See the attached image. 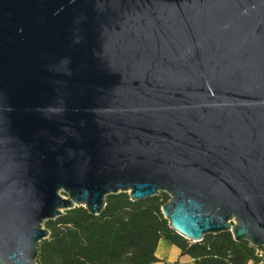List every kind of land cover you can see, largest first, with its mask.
Wrapping results in <instances>:
<instances>
[{"label":"water","instance_id":"1","mask_svg":"<svg viewBox=\"0 0 264 264\" xmlns=\"http://www.w3.org/2000/svg\"><path fill=\"white\" fill-rule=\"evenodd\" d=\"M121 193L264 249V0H0V264Z\"/></svg>","mask_w":264,"mask_h":264},{"label":"trees","instance_id":"2","mask_svg":"<svg viewBox=\"0 0 264 264\" xmlns=\"http://www.w3.org/2000/svg\"><path fill=\"white\" fill-rule=\"evenodd\" d=\"M166 193L131 201L121 193L106 198L98 217L75 208L44 226L50 237L39 245L38 264H155L160 240L188 255L194 264H259L256 248L238 243L230 232L205 236L192 243L169 227L162 207Z\"/></svg>","mask_w":264,"mask_h":264},{"label":"crops","instance_id":"3","mask_svg":"<svg viewBox=\"0 0 264 264\" xmlns=\"http://www.w3.org/2000/svg\"><path fill=\"white\" fill-rule=\"evenodd\" d=\"M156 258L159 262L155 264H194L191 257L183 255L179 248L165 240H160L156 250Z\"/></svg>","mask_w":264,"mask_h":264},{"label":"built area","instance_id":"4","mask_svg":"<svg viewBox=\"0 0 264 264\" xmlns=\"http://www.w3.org/2000/svg\"><path fill=\"white\" fill-rule=\"evenodd\" d=\"M256 255L261 260L259 264H264L263 263L264 249L263 248H256Z\"/></svg>","mask_w":264,"mask_h":264}]
</instances>
